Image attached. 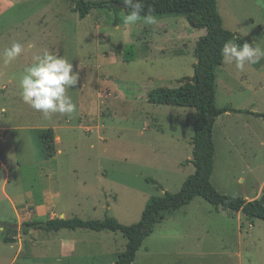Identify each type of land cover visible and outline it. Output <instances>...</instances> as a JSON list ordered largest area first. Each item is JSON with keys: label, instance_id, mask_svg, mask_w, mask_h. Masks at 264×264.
<instances>
[{"label": "rangeland", "instance_id": "374dc122", "mask_svg": "<svg viewBox=\"0 0 264 264\" xmlns=\"http://www.w3.org/2000/svg\"><path fill=\"white\" fill-rule=\"evenodd\" d=\"M216 1L224 29L237 30L264 49V0ZM121 4L115 5L118 9L92 10L80 19L66 0H0V56L13 42L24 48L11 64L0 62V133L10 127L0 136V160L9 170L3 193L0 169V264H45L14 260L17 248L5 242L17 233L6 225L20 222L14 209L21 212L28 194L41 206L42 190L55 193L59 181L60 202L72 208L67 218L101 221L108 216L133 225L150 197L178 192L194 173L189 161L195 110L152 105L147 98L154 89L176 88L182 78L193 76L196 42L206 30L192 28L182 15L128 26ZM44 50L67 59L77 74L76 85L67 90L76 105L70 117L55 113L44 119L21 99L19 79ZM257 66L246 63L241 71L224 60L215 71L216 107L262 109L258 96L252 95ZM9 80L11 87L3 91ZM225 85L233 93L227 94ZM262 122L223 115L215 123L211 182L217 192L247 199L259 192L264 183V148L258 146L264 142ZM41 127L53 132L55 153L50 159L45 158ZM194 202L189 224L182 220L178 227L155 226L142 246L153 256H139L136 264H264V221L255 219L254 229L244 227L245 241L240 243L235 213L221 209L208 216L213 206L200 197ZM27 211L32 215L30 208ZM46 219L49 215L43 211L32 218ZM77 232L89 236L91 248L114 256L93 264H111L126 248L119 232Z\"/></svg>", "mask_w": 264, "mask_h": 264}, {"label": "trees", "instance_id": "16d2710c", "mask_svg": "<svg viewBox=\"0 0 264 264\" xmlns=\"http://www.w3.org/2000/svg\"><path fill=\"white\" fill-rule=\"evenodd\" d=\"M73 5V10L83 19L92 10L110 8L120 1L94 2L84 0H66ZM143 15L154 17L167 15L183 16L194 29H205L206 34L199 37L194 55L197 63L194 74L182 78L176 88L161 87L148 94V102L152 105L193 108V135L191 138V163L194 173L186 178L176 193L164 192L162 196H152L146 202L140 219L133 225H123L106 216L101 221H85L74 218L52 219L47 221L23 222L20 229L26 234L29 230L59 231L61 229H86L95 232L108 230L119 232L126 240V248L117 255L114 264H133L143 242L154 231L155 226L163 221L166 214L180 210L200 197L215 210L224 209L241 212L245 219L253 223L255 219L264 221V194L258 199L246 200L242 197L224 195L216 191L211 178L214 170L215 145L213 129L217 118L226 113H244L261 118L264 114L236 110L232 107H216V75L217 68L223 65L221 50L223 45L233 40L239 45L253 42L244 36L224 29L221 16L217 10L216 0H146ZM117 23V22H116ZM254 46V44H253ZM40 139L44 146L45 158L54 156V138L51 129L40 130ZM7 230H11L6 225ZM12 231V230H11ZM6 239L5 242H11ZM26 249L28 244L26 243Z\"/></svg>", "mask_w": 264, "mask_h": 264}, {"label": "crops", "instance_id": "0c3cea01", "mask_svg": "<svg viewBox=\"0 0 264 264\" xmlns=\"http://www.w3.org/2000/svg\"><path fill=\"white\" fill-rule=\"evenodd\" d=\"M233 32H235L236 34H241L237 30ZM250 39L254 43V46H256L254 39L253 38H250ZM256 63L258 64L257 70H256V73L258 75V80H257L258 82L255 87L256 90H254L252 95L256 94L255 96H258L257 104L258 106H261L262 109H257L253 107H250V108L248 107L249 109H245L246 107H232V108L236 110H243V111H250L253 113L264 114V57H261ZM7 83L8 84L6 86L3 85L1 87L3 91H7L8 88L11 87V84H12L11 81L9 80ZM233 91L234 89L231 86L228 87L225 85V92L227 94L230 92L233 93ZM3 97L4 99H7L6 95H3ZM224 115L226 117H230L232 115L233 116L246 115L251 118H256L254 116L247 115L244 113H226ZM222 116L217 118L215 123H217L219 119L222 118ZM257 119L262 120L263 121L262 124L264 125L263 119L261 118H257ZM9 128L10 127H7V126H4L3 128H1L0 136H2V134L6 132V130ZM42 129H44V127L38 128V130H42ZM56 140H57L56 142L57 144L59 141L58 136H56ZM258 146L264 148V142H261L260 145ZM0 165H1L0 169L3 171V177H4L1 183V190L3 193H5L6 182L9 178V170L7 166L1 160H0ZM263 186H264V183L261 185L259 192L257 193V195H255L254 198H251V199L244 198V199L248 201L258 199L262 195ZM6 197L9 198V196H6ZM26 198L28 200L27 201L28 204L25 207H22V209H20L21 212L17 209H14L17 214L18 221L20 222H17L15 224H11V223L7 224V226H9L12 231L17 230L16 235L12 236L11 237L12 241L9 242V244H14L13 247L17 248L16 256L14 257V260L16 259V257H18V258H23V261L25 262L34 261V262H42V263L44 262L45 264H93L97 262H102L105 256L109 255L103 249L99 247L97 249L91 248L87 241L89 239V236L87 234L77 232L83 229H76L73 231L67 230V229H61L59 231H44V230H34L33 229V230H29L28 233L26 234H24L21 231L20 227L23 222L38 221V220H32L33 216L35 215L37 211H43L44 213H48L49 219H46L44 221L57 219V218L67 219V210L72 209V208L65 207L60 202L63 198V192L61 190V184L59 181L57 182L55 193H52L51 195L50 194L46 195V193H43V190H42V197L40 199L42 203L41 206H36V204L33 203V196H31V194H28ZM195 199L189 205L181 208L180 210L166 214L163 221L157 225H161V224L167 225L168 224L169 226L173 225L174 227L176 226L178 227L180 226V222L182 220L184 221V223H186L187 220L193 219L194 208H195V206L193 205L195 203L194 202ZM29 208L31 209L32 215H30V212L27 211ZM222 210L221 209L215 210L213 208V210H210L208 212V216L212 214H219L220 211ZM25 213H27V215ZM233 213H235V216H236V219L239 225L240 231H239L238 238L241 243L245 241V239H243V234L241 231L243 230L244 227H247V226H249V229H254L255 220L253 221V223H250L245 219V217L242 215L241 212H233ZM29 216L31 217V219L26 220L25 218ZM21 217H24L22 219L23 222H21L20 220ZM243 219L246 220L247 222H243L242 221ZM186 224H189V221ZM2 228L3 227H1V230ZM65 231H71V232H65ZM26 243L28 244V249H26ZM119 253L120 252L116 254V258ZM139 256L146 259V257H151L153 255H151V250L149 248L146 247V248H143L142 250V247H141V249L138 251L136 255V259L133 264H136V261L139 258ZM111 257L114 258V256H111ZM115 260H113L111 264H114Z\"/></svg>", "mask_w": 264, "mask_h": 264}, {"label": "clouds", "instance_id": "9594fccd", "mask_svg": "<svg viewBox=\"0 0 264 264\" xmlns=\"http://www.w3.org/2000/svg\"><path fill=\"white\" fill-rule=\"evenodd\" d=\"M111 2V0H110ZM127 12L124 14V23L133 26L141 20L145 24H155L156 18L149 12L144 13L143 0H120ZM254 44V43H253ZM245 42L237 44L233 40L227 41L221 50L226 62L234 63L238 70L243 71L246 63H256L264 57V49ZM24 48L18 42H13L5 48L0 62L11 64L21 55ZM77 83V74L73 72L72 63L64 57L44 50L35 55L30 66L26 67L19 79L18 87L22 101L32 109L42 113L44 119H51L52 114L71 116L76 105L67 95V90Z\"/></svg>", "mask_w": 264, "mask_h": 264}, {"label": "water", "instance_id": "95a60500", "mask_svg": "<svg viewBox=\"0 0 264 264\" xmlns=\"http://www.w3.org/2000/svg\"><path fill=\"white\" fill-rule=\"evenodd\" d=\"M144 1H146V0H143V2H144ZM119 6H121V7H124V5H123V4H121V5H119Z\"/></svg>", "mask_w": 264, "mask_h": 264}]
</instances>
